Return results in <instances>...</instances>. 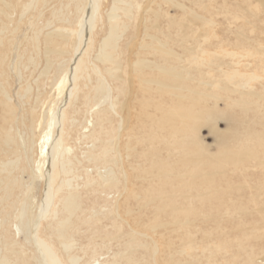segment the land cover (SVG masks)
I'll list each match as a JSON object with an SVG mask.
<instances>
[{
    "label": "bare ground",
    "instance_id": "obj_1",
    "mask_svg": "<svg viewBox=\"0 0 264 264\" xmlns=\"http://www.w3.org/2000/svg\"><path fill=\"white\" fill-rule=\"evenodd\" d=\"M45 1L40 2L41 7ZM208 1L213 3L208 4ZM18 2L19 0L17 4ZM112 2V12L107 17V30L98 49V59L104 65L109 77L123 82L128 78L130 87L132 85L133 87L128 92L132 100L129 99L122 108L126 113L124 116L120 114L122 124H114L115 120L110 115L113 113H110V108L100 109L97 111L96 119H100V125L98 129L91 131L90 138L87 136L94 144L92 148L87 149L89 162L104 159L105 164L112 163L113 166H118L117 172L116 167L114 169L113 166L108 165L110 167L107 176L100 177L103 179V184L115 188L116 191L120 183L123 185L121 198H118L114 204V209L110 207L109 212H105L107 216L100 207L103 213L97 209L99 215L104 214L102 220L107 217L108 221L109 216L114 221V226H111L114 230L103 232V223L98 227H101L102 231L97 227V230H94L102 232L101 235L104 233L111 240L117 238V244L121 242L119 238L125 237L119 251L114 253V257L111 256L113 260L112 258L106 260L107 264H258V258L264 255V27H260L264 18L263 15L258 17L259 12H264V0H245L243 4L195 0L196 8H189L182 0H148L144 7L138 0ZM3 3L5 6L8 5V1ZM34 3L35 0L33 3H27L25 9L34 6ZM100 5L101 0L58 1V4L50 10L51 17H47L41 25H34L32 35L29 34L24 40L28 42V49L26 48L24 52L26 56L21 55V52L20 56L17 54L20 57V64L32 65L36 70L38 64L43 62L42 74L48 75V78L52 77L49 75L52 71L55 74L51 85L46 82L50 85L49 92L46 93L40 88L44 97L38 92L35 101H31L29 107L24 103L22 115H19L21 124L27 130L29 129L33 134L35 130H39L37 139L36 136L32 138L34 141L28 138L31 146L37 143L40 155V165L38 172L33 173V180L38 177L45 183L40 212L41 216H44L43 214L51 209L52 217L49 216L52 222L50 221L49 224V237L37 235L31 238L33 244L36 243L35 245L40 249L45 264H79L81 257L71 252L78 241L74 233L78 229H83L81 224L78 228V224L82 221L83 226L95 225L101 220L97 216L95 204L92 207L88 203L90 210L86 212L87 214L83 213L87 216L83 217L84 219L80 216V211L85 212L83 210L85 201L80 194L83 189L81 188V191L78 188L80 185L73 184V180L80 177L75 174V165L73 166L71 156L68 155L72 147L63 146V137L53 138L52 133L55 127L63 125L67 119V112L64 110L67 100L74 97L73 93L75 96L78 94L80 90L78 81L85 74H89L90 69L98 76L94 84L90 85L89 91L86 88L84 91L81 90L83 102L87 104L90 98L94 97L93 108L100 104V101H96L98 97L103 98L106 95L105 99H107L112 96V85L108 83L106 73L104 74L100 66L94 63L90 68L86 62L88 60H85L89 50L87 46L91 42L90 37L85 38L87 12H91L88 7L92 8L93 16L91 14V23L89 22L90 25L87 26L89 29H94L92 23L100 16ZM165 5L181 10V19L170 15ZM134 7L140 12L139 14L143 11L141 22L146 21V25L140 24L144 29L143 31L140 29L143 33L139 35L141 40L137 38L140 41L135 44V49L137 45L139 46L136 51L132 50L128 53V63L124 66L120 58L121 53L118 51L121 45H118V40L121 36L125 37L120 34L128 28V22L124 19L133 20L135 17ZM3 9L0 8V14H4L8 19L4 18V15H0V19L3 17L6 22L14 19V16H10ZM38 13L42 16L45 12L38 10ZM219 15L227 22L223 30L218 29L222 23L221 21L219 23ZM165 17L166 27L160 24V19ZM16 20L15 22L20 25L21 22ZM9 21L8 25L11 24ZM51 25L53 27L46 29L48 31L45 32L44 29ZM6 28L8 27L5 25L0 26V45L6 41H3ZM17 28L19 32L20 29ZM11 29L8 28V33L5 32L6 37L11 34L9 32ZM15 30L11 31L12 37ZM6 37L5 39H9ZM73 37L75 45L71 43ZM24 41L22 40L21 44ZM82 46L85 49H81ZM77 50L83 54L79 59L75 57ZM1 52L0 65L6 60L8 63L10 56L9 48ZM68 55L70 58L67 64ZM6 63L0 67L2 70ZM5 71L4 75H6ZM7 81H3V84ZM73 83L74 87H72ZM3 84L0 80V213H3L5 206L8 205L4 202L11 199L14 190L21 183L13 171L24 158L23 152H17L24 144H20L18 150L14 148L19 147L15 136V127L19 119L18 106L13 102L10 93V88L13 86L9 89L7 87V90L6 85ZM6 84L8 86L9 83ZM25 84L22 82L23 86L20 87L22 98L31 95L28 94L30 88L24 86ZM38 84L35 85L39 87ZM26 85H29V82ZM121 87L120 91L125 93L123 86ZM86 90L88 92H85ZM120 91L118 90L119 93ZM28 100L27 97L26 101ZM59 101L60 104L63 103L62 106L58 105ZM136 102L139 104V110L135 108ZM114 103L110 106L113 108L112 111H114ZM77 108L79 110V106ZM119 110H121L120 106ZM222 122L227 125L225 130L222 129L223 131L219 130L218 126ZM105 123H109L110 128L103 127ZM204 127H208L210 133L215 136V150L206 143L202 134ZM101 133L104 137L99 140ZM98 140L100 142L96 144ZM28 146L30 147V144ZM28 149H24L27 154ZM31 157L30 160L33 161V156ZM32 165L34 167V163ZM75 169L77 170V167ZM72 172L75 175L73 177L70 175L74 178L71 183L70 179L62 176L63 179L54 188L53 184L59 175L66 177ZM91 177H86L87 186L93 183L95 186L100 179L96 181ZM103 184L100 183L101 186ZM23 188L25 187H22L21 191ZM94 188L97 189L96 186L92 187L93 190ZM56 197L58 201L54 203ZM30 203L34 204V202ZM12 204L14 205V202L11 200L10 205ZM23 205L24 203L21 204ZM20 209L17 217L23 220L21 227L25 231V238L30 240L28 234L32 230L29 229L35 230L39 224L36 221L38 225L33 224L35 218L32 217V211L31 214L28 213V206L27 209L23 207ZM40 212L37 215H40ZM147 215L151 217L147 218ZM2 219L0 227L4 225V229H7L5 223L10 222H5L4 217ZM124 223L128 225L127 232ZM4 229L1 230L2 234ZM81 230L79 231L83 232ZM89 230L92 229H87L88 233ZM96 235L98 234L92 235L91 232V238L86 245L98 249L96 245L98 243L93 241L98 237ZM1 236L0 241H4L1 239L6 238L5 235ZM7 244L6 250L9 249V242ZM12 245L15 247L14 244ZM24 246L26 248L27 245ZM5 248L3 253L1 252L3 248L0 249V264H15L16 261L11 258L13 255L10 257V253L9 255L5 253L13 251L14 248L7 251ZM84 248L86 250V246ZM95 249L90 251H93L92 258L97 255L98 251ZM23 251L17 252L16 256L21 264H28L30 254L23 255ZM34 256L32 254V257ZM261 259L264 261V256Z\"/></svg>",
    "mask_w": 264,
    "mask_h": 264
},
{
    "label": "rangeland",
    "instance_id": "obj_2",
    "mask_svg": "<svg viewBox=\"0 0 264 264\" xmlns=\"http://www.w3.org/2000/svg\"><path fill=\"white\" fill-rule=\"evenodd\" d=\"M5 1V3H7V1H8V5L7 6H5L4 5V3L3 2ZM17 1L18 0H15V2L16 3H14V0H0V8H4L3 10L4 11H6V12H8L9 14H10V16H14V19H11V21H9L11 24H9L8 25V21L6 22V19L4 20V18H7L4 14H0V15H4L5 17L3 18V17H1V21L2 22H0V26H3V25H5V27H8L9 29H11V31L12 30H14V29H16L15 30V36L13 35V37H12V32L11 31H9L11 34L9 35V36H7V37H9V39H5V37H6V33H8V28H6V31H4V33H3V37H4V39H3V41L4 40H6V41H4V44L2 43L1 45H0V55H2V52L1 51H4L5 49L7 50V48H9V50H10V52L8 53L10 56V58L8 57V63H6L7 62V56H8V54L5 56V62L4 63H6V66L4 65V67H5V69H4V67H3V70H2V68H0L1 70H0V80L2 81V84H3V81H6V80H8L6 83H9L8 84V86H7V84L4 82V84H3V86H5L6 85V89H7V87H8V89L10 88V87H12V88H10V93H11V97H12V100H13V102L16 104V106H18V112H17V114H18V121H17V127H15V136H16V139H17V143H19V147H14L15 149H17L18 150V148H20V144H24V146H22L21 145V148L22 149H19L17 152L18 153H22L23 152V154L22 155H24L23 157L24 158H22V156H21V154H20V158H22L21 159V161L18 163V168L15 170V171H13V173H14V175H16L17 177H18V179H19V181L21 182L20 183V187H19V189H18V187H17V189H15L14 190V192H13V196L11 197V199L8 201V202H4V204H8L7 206H5V211L3 212V213H0V215H2V216H0V222H1V220H3L2 218L4 217V219H5V222H10V223H5V228H7V229H4V225L2 226V227H0V236L1 235H5V237L6 238H2L1 240H3L4 239V241H0V246H1V248H3V249H1L2 251V253L4 252V248H5V246L6 245H8L7 243L9 242V246H8V248L9 249H7V250H10V249H12V248H14L13 249V251L14 250H17V251H7L6 250V248H5V250L7 251V252H5L6 254H8L9 255V253H10V257L13 255H15L14 257L12 256L11 258H12V260L15 262V264L16 263H18V264H21L19 261H18V258H17V256H16V254H17V252H21V251H23L24 249V251H26V252H24L23 251V255H29V258H30V261H31V263L32 264H42V263H44L45 264V261L43 260V257H42V255L40 254V249H38L37 248V246L35 245V244H33V237H35V236H43L44 238H47V237H49V233H50V229H49V224H51V222H52V214H50V210L49 211H46V213L45 214H43L44 216H41V212H40V210H41V206H42V202L41 201H43L42 199H43V196H44V186H45V183L42 181V179L41 178H34L35 180H33V173H37L38 172V168H39V165H40V159H39V147H38V145H37V143H34L33 144V146H31L32 144H31V141L28 139V138H30L31 140H33L34 138H35V136H36V138L35 139H37V137H38V129L37 130H35V133L33 134L29 129L27 130L26 129V127H24L22 124H21V122H20V119H21V116H20V118H19V115H22V112H23V109L24 108H22L23 106H25V104L24 103H26V105H27V107H29V105H30V102L31 101H35V99H36V97L35 96H37V93L38 92H41L42 93V97H44V93L42 92V91H45L46 93L47 92H49V90H50V85L52 84V82H53V77H54V71H52L49 75L50 76H52L50 79L48 78V75H46V74H42V69H43V62L42 63H40V64H38V66L36 67V70L33 68V66L32 65H28V66H26L25 64H20V62H19V56H20V54L21 55H23L24 57L26 56V54H24V52H25V49L28 47L27 45V41H24L25 39H26V37L27 36H29V34L30 35H32V32H33V28H35V26L34 25H36V24H38V25H41V24H43V21L47 18V17H51V14H50V10H52L53 9V7H54V5H56V4H58V1L60 2L61 0H46L45 2H44V4L42 5V7H41V1L42 0H35V3H34V6L33 5H31V7L29 8V9H25V5L27 4V3H33L34 2V0H19V2H18V4H21V6L20 5H18L17 4ZM113 0H101V5H100V16L97 18V21L95 22L94 21V23H92L93 25H94V29L92 28H90L89 29V26H87L88 24L90 25V23H91V14H92V16H93V11H92V8L91 7H88V10H89V12L90 13H88L87 12V25H86V28H85V32H86V35H85V38L87 39V37H90L91 38V42H90V44L87 46L88 47V51H87V57L85 56V60H88V61H86L87 62V64L90 66V68H92V65L91 64H97L98 66H100V69L101 70H103V72H104V74L106 73L105 72V67H104V65L99 61V59H98V49H99V46H100V43H101V41H102V39H103V37L105 36V34H106V27H107V25H108V19H107V17H108V15L112 12L111 10V8L113 7V2H112ZM139 1V3L144 7L145 5H146V3H147V1L148 0H138ZM142 1H144V4L142 3ZM182 1H184L185 2V4L189 7V8H196V3L194 4V2H195V0H193V1H191V0H182ZM189 1V2H188ZM219 2H222L223 3V1H226V3H244L245 2V0H218ZM240 1H242V2H240ZM111 2V3H110ZM211 3H213L212 1H208V4H211ZM3 4V5H2ZM38 4V5H37ZM14 5V6H13ZM18 5V6H17ZM50 6V7H49ZM215 6V5H214ZM11 8L10 10L9 9H7V8ZM47 7V8H46ZM52 7V8H51ZM165 7L170 11L169 12V14L170 15H172V16H176V17H179V19H181V17H182V12H181V10H179L178 8H175V7H173V6H166L165 5ZM210 8H211V6H209ZM15 8V9H14ZM37 8V9H36ZM171 8V9H170ZM13 9V10H12ZM18 9V10H17ZM137 9V8H136ZM136 9H135V7H134V11H135V13H134V18H133V20H132V22H131V20H127V18L126 19H124L126 22H128V28L126 29V30H128L129 31V33H128V31L126 32V30H124L120 35H125V37L123 36H121V38H119V40H118V45H120L119 46V48H118V51L121 53L120 54V58H121V61H122V63L124 64V66L126 65L127 66V63H128V53H131L132 52V50L133 51H136L137 50V47L139 46V45H137V47H136V49H135V44L137 43H139V41L141 40L140 38H141V36H139L140 35V33L143 31L142 29H144V26L142 27L141 25H143L144 23H145V25H146V21L145 22H141V17H142V15H143V11L141 12V14H139L140 12L138 11H136ZM22 11V12H20V11ZM38 10H39V12L41 11V10H44V15H42V16H39V13H38ZM18 11V12H17ZM72 12V11H71ZM70 12V15H72V13ZM137 12V13H136ZM136 14V15H135ZM139 14V15H138ZM259 15H258V17H262V15H263V17L262 18H264V12H259L258 13ZM75 15V14H74ZM16 16V17H15ZM139 17V18H138ZM222 17V18H221ZM13 18V17H12ZM16 18H18V20H16ZM8 19V18H7ZM218 19H219V23H220V21L222 22L221 24H220V26L218 27V29L220 28L221 30H223V29H225L226 28V25H227V22H226V19L225 18H223V16H218ZM255 19V18H254ZM15 20L16 21H18V22H21L20 23V25H19V23H17V22H15ZM42 20V21H41ZM135 20V21H134ZM146 20V19H145ZM4 21V22H3ZM164 21V22H163ZM90 22V23H89ZM137 22H138V24H137ZM4 23V24H3ZM5 23H7V25L5 24ZM18 24V25H16V24ZM142 23V24H141ZM167 25V18L165 17V18H161L160 19V24L162 25V26H164L165 24ZM13 24H14V26H13ZM141 24V25H140ZM11 25H12V27H11ZM166 25H165V27H166ZM261 25L262 26H260V27H264V21H263V23L261 22ZM141 26V27H140ZM16 27V28H15ZM17 27H19V29H20V31L18 32L17 30H18V28ZM53 27V25H51V26H49L48 28L46 27L45 29H44V31L46 32V31H48V30H46V29H50V28H52ZM129 27H131V28H133V30L131 29V28H129ZM140 27V28H139ZM225 27V28H224ZM142 31H141V30ZM3 30V29H2ZM220 30V31H221ZM138 31V32H137ZM18 32V33H17ZM128 33V34H127ZM137 33V34H136ZM143 33V32H142ZM88 34V35H87ZM129 35V36H128ZM6 37V38H7ZM130 37V38H129ZM12 38V40H14V41H12V40H10ZM14 38V39H13ZM16 38V39H15ZM93 38V39H92ZM137 38H139V39H137ZM89 39V38H88ZM22 40L24 41V43L23 44H21L22 43ZM11 41V42H10ZM6 42V43H5ZM26 42V43H25ZM10 43V45H8V44ZM13 43V44H12ZM71 43L73 44V45H75L76 43H75V39H74V37H73V39H72V41H71ZM129 43L131 44V43H133L132 45H129ZM7 45V46H6ZM26 45V46H25ZM2 46V47H1ZM10 46V47H9ZM13 46V47H12ZM20 46V47H19ZM24 47V49H23V47ZM4 47V48H3ZM21 47H22V50H21ZM126 47H127V49H126ZM133 47V48H132ZM85 49V47L84 46H82L81 47V49ZM2 49V50H1ZM28 49V48H27ZM26 49V50H27ZM80 49V50H81ZM91 49V50H90ZM80 50H77L76 52L78 53H76L75 54V52H74V54L75 55H77V56H75L74 54H73V58H75L76 57V59H79V56H81V55H83L81 52H80ZM121 50V51H120ZM15 51V52H14ZM23 51V52H22ZM122 51H123V53H122ZM19 52V53H18ZM21 52V53H20ZM126 53V54H125ZM17 54L19 55V56H17ZM80 54V55H79ZM89 54V55H88ZM127 56V58H125L126 56ZM75 56V57H74ZM23 58V57H22ZM69 55L67 56V58H66V63L68 64V60H69ZM122 59H126L125 61L124 60H122ZM75 61V59L74 60H72V63ZM12 64V66H11V64ZM3 63V64H4ZM16 63V64H15ZM2 64V65H3ZM8 64H9V67H11V68H9L8 67ZM2 65H0V67L2 66ZM20 66H21V68H20ZM24 68H23V67ZM30 66L32 67V68H30ZM22 68H23V70H22ZM28 68H30V70L28 69ZM15 69V70H14ZM4 70H6L5 72V74L6 75H4ZM24 70H26V71H24ZM91 71L89 72V74H85L84 76H82L81 77V79H79V81L81 80V82H79L78 81V87H79V92H78V94H76V96H75V94L73 93V95H74V97H71L70 99L68 98V100H67V104L65 105L66 107L64 108V110H66V112H67V115H66V120L64 121V123H63V125L61 126V125H58V128L57 127H55L54 128V130L52 131V133L54 134L53 135V138H55V137H58V136H62L63 137V146H68L69 148H71V151H70V154H68V155H70L71 157V159H72V161H73V166H74V171H76L75 172V174L76 175H78L80 178H78L77 176V178H76V180H73L74 178H72L73 177V175H75L73 172L72 173H70V174H68L66 177L64 176V175H59L58 176V178H57V180L54 182V188H56L57 186H58V184H59V182L61 181V179H63V178H67V179H70L71 181H70V183L72 182V180L74 181L73 182V184L76 186V185H80L78 188H80V190L82 191V189H83V191H82V193H80L81 195H82V200L83 201H85L84 203L82 202V204H84V206H83V210L85 211V212H83V211H80V216L82 217V219H84L83 217H85V216H87V215H85L84 216V214L86 213V212H89V210H90V205H92V207H94V204L95 205H97V206H95L94 208H96L95 210L97 211V216H99L100 217V219L101 218H103L102 216L105 214V216H107V214L105 213V212H109L108 210H110V207L111 208H113L114 209V204L117 202V200H118V198L120 199L121 197H120V195H121V193L123 192L122 191V188H123V185H122V183H120L119 184V186L120 187H118V188H116L117 189V191L115 190V188H111V187H108V186H105V184H103V179L102 178H100L101 176H107V173H108V167H110V166H108V165H111V166H113L112 165V163H104L103 162V160H97V161H95V160H91L90 162H89V158H88V151L89 150H87V149H89V148H92V146L94 145L93 143H91V139H89L90 137H89V134L91 133V131L94 129V130H96V128L98 129V127H99V125H100V119H98V120H96L97 119V111L98 110H100V109H103V108H110L109 110L111 111L110 113H112V114H110L111 115V117H112V119L113 120H115V122H114V124H116V125H118V124H122V119H121V116H124L125 115V109L123 110L122 108L124 107V104L126 103V102H128L129 101V99H131L130 97H131V94L130 93H128V92H130L131 91V89H132V87H133V85H132V87H130V84H129V80H128V78L125 80V82H123L122 80H115V79H112L111 77H109V75H108V73H106V75H107V81H108V83H110V85H112L111 86V88H112V90H111V95L112 96H110L109 98H107V99H105L106 98V95H105V97H103V98H97L96 99V101H100L99 103L100 104H97L96 106H94L93 108H94V110H92L93 108H92V106L94 105L93 103H95L94 102V100L93 99H95L94 97H91L90 98V102L88 101V103L86 104L85 102H83L84 101V97H83V92L82 91H84L85 89L84 88H86L88 91L91 89L90 87V85H92V84H94V82H95V80H96V78H97V74L95 73V71L94 70H92V69H90ZM10 71H11V73H10ZM18 71V72H17ZM40 72V73H39ZM2 73H3V75H2ZM125 73V72H124ZM7 74L10 76V78H9V76L7 77ZM11 74H12V76H11ZM36 74V75H35ZM52 74V75H51ZM54 74V75H53ZM23 75V76H22ZM45 75V76H44ZM94 75V76H93ZM126 74H124V76H125ZM1 76H2V78H1ZM41 76V77H40ZM87 76V77H86ZM40 77V78H39ZM46 77V78H45ZM84 77V78H83ZM85 77H86V80H87V82L85 81ZM89 77V78H88ZM5 79V80H2V79ZM24 78H27L26 80L24 79ZM29 78H31L30 80H29ZM82 78H83V80H82ZM88 78V79H87ZM12 79V80H11ZM22 79H24L25 80V82H24V80H22ZM39 79V80H38ZM44 79V80H43ZM52 79V80H51ZM39 81L38 83L41 85V87H40V85L38 84V83H36L35 81ZM41 80V81H40ZM10 81V82H9ZM15 81V82H14ZM20 81V82H19ZM116 81V82H115ZM12 82V85L10 86V83ZM22 82H23V84L24 83H26V84H28V82H29V85H33V86H29V85H24V86H28V89H29V95H30V93H31V95H30V97L27 95L26 97L25 96H23L24 98H26L27 99V97L29 98V100L28 101H26V99H24V98H22V96H21V91H20V87L21 86H23L22 85ZM48 84H50V85H48ZM89 82V83H88ZM93 82V83H92ZM31 83V84H30ZM44 83V84H43ZM46 83V84H45ZM84 83V84H83ZM85 83H86V85H85ZM38 84L39 85V87L38 86H36V85ZM48 85V86H47ZM74 85V83L72 84V87H74L73 86ZM80 85V86H79ZM126 85L129 87H126ZM84 86V87H83ZM121 86H123V88H124V90H125V93H123V92H121L120 90L122 89V87ZM87 87H89V89L87 88ZM31 88H33V90L31 89ZM40 88H41V90H40ZM48 88H49V90H48ZM114 88V89H113ZM7 89V90H8ZM46 89L48 90V91H46ZM40 90V91H39ZM82 90V91H81ZM85 91V92H88V91ZM114 90V91H113ZM118 90L120 91V93H123L122 95H120V93L118 92ZM8 91V92H9ZM18 91H20V92H18ZM32 91V92H31ZM34 91V92H33ZM37 91V92H36ZM116 91V92H115ZM80 92H81V94H80ZM113 92V93H112ZM115 92V93H114ZM119 94H118V93ZM9 93V94H10ZM33 93H34V95H33ZM40 93V94H41ZM130 94V95H129ZM115 95V96H114ZM117 95V96H116ZM32 96V97H31ZM127 96V97H126ZM123 97V98H122ZM32 98V100H30ZM83 98V99H82ZM127 98V99H126ZM50 99V98H49ZM71 99H72V101H71ZM77 99H78V101L80 102H78L77 101ZM99 99V100H98ZM22 100H25V101H22ZM71 102H70V101ZM132 100V99H131ZM69 101V102H68ZM75 101H77V102H75ZM60 102L61 101H59V103H58V105L60 104ZM109 102V103H108ZM115 102V103H114ZM70 103V104H69ZM73 103V104H72ZM77 103V104H76ZM111 103H114V111H112L113 110V108L112 107H110L111 106ZM131 103H132V101H131ZM85 104V105H84ZM63 105V103L62 104H60L59 106H62ZM68 105V106H67ZM70 105V106H69ZM77 106H79V110H78V108H77ZM119 106H120V109L121 110H119ZM27 107H25V109L27 108ZM116 107V108H115ZM117 107H118V109H117ZM75 108H77L76 110H75ZM88 108V109H87ZM90 108H92V109H90ZM97 108V109H96ZM135 108H137V110H139V104L136 102L135 103ZM58 109V108H57ZM118 110V113H116V111ZM96 110V111H95ZM116 110V111H115ZM135 110V109H134ZM21 111V112H20ZM75 111V112H74ZM93 112H95V113H93ZM121 112V113H120ZM139 112V111H138ZM119 114V115H118ZM120 114H121V116H120ZM93 115V116H92ZM114 115H116V116H114ZM118 116V117H117ZM114 117V118H113ZM77 118V119H76ZM92 118H94V119H92ZM121 122H120V121ZM116 121H119V122H116ZM75 124H76V126H75ZM88 124V125H87ZM82 127H81V126ZM95 125V126H94ZM109 125V123H105V124H103V127H105V128H110V125ZM226 125V123H224V122H222V123H219V130H225L226 129V127H227V125ZM16 126V125H15ZM89 126V127H88ZM108 126V127H107ZM23 127V128H22ZM19 128H21L20 129V132H19ZM72 128V129H71ZM82 128H84V129H82ZM26 129V130H25ZM65 131H64V130ZM17 130V131H16ZM23 130V132H21ZM79 130V131H78ZM85 130H86V132H85ZM222 130V131H223ZM60 131V133H58ZM17 132V133H16ZM69 132V133H68ZM88 133L87 135L86 134H84V133ZM82 133V134H81ZM202 134H203V136H204V138H205V140H206V143H208V145L209 146H211L210 148L212 149V150H215V146H216V144H215V136L212 134V133H210V130H209V128L208 127H204L203 129H202ZM86 137V139H85V137ZM87 136L89 137V138H87ZM213 136V137H212ZM24 137V138H23ZM34 137V138H33ZM79 137H81L80 139H79ZM104 136H103V133H101L100 134V137H99V140L101 139V138H103ZM26 139V140H23V139ZM33 138V139H32ZM70 138V139H69ZM85 140H84V139ZM20 140V141H19ZM96 141L97 143L96 144H98L100 141ZM19 141V142H18ZM34 141V140H33ZM88 141H89V143H88ZM93 142V141H92ZM27 143V144H26ZM30 144V147L28 146L27 147V145H29ZM68 144V145H67ZM95 144V145H96ZM37 145V146H36ZM36 147V148H35ZM26 148V150L28 149V154H27V152H25V149ZM32 148H34L35 150H33ZM95 148H97L96 146H95ZM73 149V150H72ZM32 151H33V153H32ZM36 151V152H35ZM96 152H98V150H96ZM32 153V154H31ZM37 153V154H36ZM86 153H87V155H86ZM31 155L33 156V161L32 160H30L32 157H31ZM74 155V156H73ZM73 157V158H72ZM98 158V157H97ZM27 160V161H26ZM23 161V162H22ZM80 161H81V163H80ZM88 161V162H87ZM27 162V163H26ZM78 162V163H77ZM95 162V163H94ZM97 162V163H96ZM31 163V164H30ZM32 163H34V167H33V165H32ZM80 163V164H79ZM22 164V165H21ZM79 164V165H78ZM90 164V165H89ZM92 164V165H91ZM32 165V166H31ZM31 166V167H30ZM47 166V164H45V167ZM0 167H1V165H0ZM25 167V168H24ZM44 167V168H45ZM75 167H77V170L75 169ZM115 167H116V169H115ZM27 168V169H26ZM97 168V169H96ZM113 168L115 169V170H117V172H118V166H113ZM24 169V170H23ZM91 169V170H90ZM27 170V172H25ZM93 170H94V172H93ZM17 171V172H16ZM24 171V172H23ZM87 171V172H86ZM106 173H105V172ZM93 172V173H92ZM98 172H99V174H98ZM18 174V175H17ZM87 174H89V175H87ZM72 177H71V176ZM92 177H91V176ZM62 176H63V178H62ZM88 177H91L92 179H96V181H97V179L98 178H100L98 181H97V185L99 184V186H97L96 184H95V186L97 187V189L95 190V188H94V190L92 189V187H95L93 184V186L92 185H86L85 183H86V179ZM97 177V178H96ZM72 178V179H71ZM37 179V180H36ZM23 181V182H22ZM32 181V182H31ZM34 182V183H33ZM99 182V183H98ZM22 183H24L23 184V186H21V184ZM100 183L101 184H103V186H101L100 185ZM27 184V185H26ZM72 184V185H73ZM84 184H85V186H84ZM28 186V187H27ZM33 188H32V187ZM84 186V187H83ZM87 186V187H86ZM105 186V187H104ZM22 187H25V188H23L22 189V191H21V188ZM100 187H101V189H100ZM27 188H28V190H27ZM70 188V187H69ZM82 188V189H81ZM90 188V190H86V189H89ZM32 191H31V190ZM26 190V192H23V191H25ZM79 190V189H78ZM79 190V191H80ZM86 190V191H85ZM109 190H110V193H109ZM35 191V192H34ZM80 191V192H81ZM111 191H113V192H111ZM115 191V192H114ZM32 192H33V194H32ZM89 192V193H88ZM91 192V193H90ZM93 192V193H92ZM24 193V194H23ZM95 193V194H94ZM113 193H115V194H113ZM28 194V195H27ZM105 194V195H104ZM16 195V196H15ZM20 195V196H19ZM29 195H30V198H31V200L32 201H30V198H29ZM22 196V197H21ZM32 196H33V198H32ZM96 196V197H95ZM109 196V197H108ZM25 197V198H24ZM28 197V198H27ZM84 197V198H83ZM93 197V198H92ZM18 198V199H17ZM23 198L26 200V202H24L25 200H23ZM94 199V200H92V199ZM23 201H22V200ZM86 199V200H85ZM11 200H12V202H14V205L12 204V205H10V203H11ZM96 200V201H95ZM115 200V201H114ZM57 201H58V199H57V197L55 198V200H54V203L56 202L57 203ZM90 201V202H89ZM93 201V202H92ZM10 202V203H9ZM28 202V203H27ZM30 202H34V204L32 203V205L35 207V208H33V206L31 205V203ZM92 202V203H91ZM96 202H97V204H96ZM24 203V205H25V207H24V205L23 206H21V204H23ZM90 205H89V204ZM98 203H99V205H98ZM29 204V205H28ZM106 205L105 207H104V205ZM110 204V205H109ZM85 205H86V209H85ZM100 205H102V207L100 206ZM3 206V205H2ZM14 206H16L17 208L16 209H14L15 207ZM27 206H28V209H27ZM30 206V207H29ZM109 206V207H108ZM14 207V208H13ZM26 208L27 209V211H28V213H32L33 212V224H35L36 222L39 224V227H37L35 230L33 229V228H30L29 230H32V231H28L29 232V234H28V238L30 239L31 237V239L30 240H27L26 238H25V231H24V229H22L23 227H21L22 225V223H23V220H20L18 217H17V215L19 214V211L21 210L20 208ZM39 207V208H38ZM91 207V208H92ZM102 209V211L104 212V214L103 215H99L100 214V212L101 213H103L102 211H101V209ZM108 207V208H107ZM52 208H53V206H52ZM105 208V209H104ZM97 209H99V211L97 210ZM16 210H18V211H16ZM88 210V211H87ZM32 211V212H31ZM43 211V210H42ZM14 212H15V215H14ZM36 212V213H35ZM39 212H40V215H37V214H39ZM84 213V214H83ZM29 214V215H30ZM83 214V215H82ZM87 214V213H86ZM48 215V216H47ZM51 217H50V216ZM15 216V217H14ZM35 216V217H34ZM6 217V218H5ZM41 217H44V219L43 218H41ZM147 218L148 217H151L150 215H147L146 216ZM14 218V219H13ZM37 218V219H36ZM76 219V218H75ZM81 219V220H82ZM131 219V218H130ZM20 220V221H19ZM102 220V219H101ZM101 220L98 222V223H100V224H96L95 223V225L94 224H86V225H84L83 226V224H82V221L81 222H79V227L78 228H80V226L82 225V227L81 228H83L82 230L81 229H76L77 228V226H75L76 228V232L74 233V235H76V245H75V247L73 248V250L71 251L73 254H78L79 255V257H81L80 259V261H79V264H107V262H106V260L107 259H109V260H111V258H112V260H113V257H114V253H116L117 251H119V248H121L120 247V244L123 242V240L125 239V237L123 238V237H121V238H119V240L121 241H119L118 240V242H120V243H118L117 244V238H115V239H113V240H115V241H113V240H111V238H110V240L112 241H110V245H109V238L108 237H106L105 236V234L103 233L102 235L103 236H105V237H103L102 235H101V233L102 232H99V231H102L103 230V232H105V231H107V232H109V231H112V230H114L112 227L114 226V221L112 220V219H110V217L108 216V221H107V217H105V219L104 220H102V222H101ZM110 220V221H109ZM132 220V219H131ZM19 221V222H18ZM22 221V222H21ZM36 221V222H35ZM38 221H40V222H38ZM51 221V222H50ZM106 222H108L109 224H107L106 223V227H104L105 226V223ZM132 222H133V220H132ZM131 222V223H132ZM36 223V224H37ZM40 223H41V225H40ZM78 223V222H77ZM103 223V226H102V230L100 229V228H98L99 227V225H101ZM10 224V225H9ZM32 224V225H33ZM37 224V225H38ZM81 224V225H80ZM88 225L90 226V227H88ZM47 226V227H46ZM86 226V227H85ZM92 226V227H91ZM108 226V227H107ZM112 226V227H111ZM32 227V226H31ZM96 227H97V229L99 230V231H95V230H97L96 229ZM124 229L126 230V229H128L129 230V228H128V225L126 224V223H124ZM92 229L89 233L87 232V229ZM105 228V229H104ZM2 229H4L3 230V234H2V232H1V230ZM86 229V230H85ZM95 229V230H94ZM107 229V230H106ZM79 230H81V231H83V232H80ZM85 230V231H84ZM93 230H94V232L96 233V234H98V235H96V236H98L97 238H95L93 241L94 242H97L98 244H96V245H98V247L101 249V251H100V249L98 250V249H95L94 248V246H90V245H86V244H88V241H89V239L91 238V236H90V234H91V232H92V235H95V233L93 232ZM105 230V231H104ZM128 230H126V232L128 231ZM5 231V232H4ZM7 231H9V232H7ZM35 231V232H34ZM41 231H44L45 232V235H44V232H41V234H39ZM80 233H79V232ZM16 232V233H15ZM39 232V233H38ZM79 234H78V233ZM86 232V233H85ZM82 233V234H81ZM7 235H8V237H7ZM13 235V236H12ZM33 235V236H32ZM102 236V238H101V236ZM100 236V237H99ZM2 237V236H1ZM0 237V238H1ZM11 238V239H10ZM15 240L14 241V243H13V240ZM96 239H98V241L96 240ZM107 242V244H106V242L104 241V240ZM10 240V241H9ZM12 240V241H11ZM96 240V241H95ZM16 241H18V242H16ZM22 241H26L25 243L24 242H22ZM1 242L3 243V244H1ZM28 242V243H27ZM101 242V243H100ZM103 242H105V244L106 245H108V246H106L105 244H103ZM20 243V244H19ZM99 243L101 244V246H99ZM12 244H14L15 245V247L12 245ZM27 245L26 246V248H25V246L24 245ZM2 245H3V247H2ZM96 245H95V247H96ZM107 247V249H105L106 247ZM119 245V246H118ZM24 246V247H23ZM86 246V250H85V247ZM89 248H88V247ZM17 247V248H16ZM91 247H92V249H91ZM105 247V248H104ZM80 249V250H79ZM93 249H95V251H98L97 252V255L94 257V258H92V253H93V251L92 252H90L91 250H93ZM21 250V251H20ZM84 251V252H83ZM100 251V252H99ZM102 252V253H101ZM22 253V252H21ZM27 253V254H26ZM39 253V254H38ZM32 254H33V256L34 257H32ZM27 255V256H28ZM41 256V257H40ZM88 256V257H87ZM111 256H113V257H111ZM264 255H262L261 256V258L263 257ZM16 257V258H15ZM40 257V258H39ZM261 258H258L259 260H258V264H261L262 263V259ZM16 259V260H15ZM34 259V260H33ZM108 260V261H109ZM30 261L28 262V264L30 263ZM43 261V262H42ZM261 262V263H260ZM30 263V264H31ZM262 264H264V261H263V263Z\"/></svg>",
    "mask_w": 264,
    "mask_h": 264
}]
</instances>
